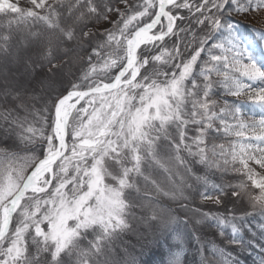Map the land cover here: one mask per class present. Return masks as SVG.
<instances>
[{
    "label": "snow or ice",
    "instance_id": "snow-or-ice-1",
    "mask_svg": "<svg viewBox=\"0 0 264 264\" xmlns=\"http://www.w3.org/2000/svg\"><path fill=\"white\" fill-rule=\"evenodd\" d=\"M257 13L264 0H0V264H141L137 246L161 242L179 264L186 233L153 170L188 173L217 154L240 183L190 194L247 196L244 217H264V29H249L253 41L239 30ZM179 210L192 234L210 220L264 264V225L254 242L243 219Z\"/></svg>",
    "mask_w": 264,
    "mask_h": 264
},
{
    "label": "trees",
    "instance_id": "trees-1",
    "mask_svg": "<svg viewBox=\"0 0 264 264\" xmlns=\"http://www.w3.org/2000/svg\"><path fill=\"white\" fill-rule=\"evenodd\" d=\"M104 2H107V0H104ZM117 18L118 16L116 19ZM102 23L95 24L93 26L94 29L97 31L103 30L98 27ZM5 26L6 21H0V29H4ZM109 27L110 25L107 28ZM251 27V25L249 26L247 23H244L239 26V30L242 35L252 36L249 31ZM20 39L22 41V36ZM174 39L175 37L169 39V48L172 47V40ZM156 54H159V50ZM116 71L117 70L113 69L110 75H113ZM162 78L163 77H161V79ZM100 79L107 82L103 75H101ZM84 103L85 101H82L77 108ZM70 121L73 124L77 123V121L73 120L71 116ZM66 140L69 144L71 143L70 136L66 137ZM215 143L224 144L226 152H230L231 149L228 143V138H221L216 140ZM21 155L30 156L32 154L21 153ZM209 155L211 156V154ZM228 159L231 161L230 155L228 156ZM218 165H224V158L219 154H217V157L214 159L210 158L208 165L197 163L195 166L197 170L188 173H185L183 169H173L171 174L165 172L163 168H156L153 170L154 177L162 186L161 194L159 196L161 203H163L166 208H170L173 215L178 216L180 230L186 233L181 246L179 248H173V251L177 253L176 259L179 264H202V262L205 261V258L211 259L213 264H231L233 259L238 260L239 264H260L261 254L258 247L241 250L235 245L227 244L224 242V238L220 235V230L213 222L201 219L205 213L220 217L227 216L229 221L232 220V216H235L238 221L243 219L245 227L240 232V235L243 236L245 240L252 239L254 242H259V233L261 231V226L264 225V217L260 216L258 212L244 217V209L251 212V206L248 204V197L241 196L240 199L232 197L226 201V204L218 205L215 203L204 202V199H202L198 193L195 196L190 194L198 189L199 192H208L210 195H215L216 190L213 187L214 185H227L228 183L237 185L240 183L239 179L233 178L238 177L240 174L231 171L232 165L230 163L227 166L229 169L227 172H225L222 167H218ZM30 170L31 162H29L26 167V173L28 174ZM197 177H200L201 179L197 181ZM204 178L207 179V184H204ZM244 179L252 193L258 195L259 189L253 188L251 182L247 181L246 177ZM189 186L192 187L190 188ZM137 187L143 188L142 178H139ZM237 190L239 191V189ZM164 192H168L169 195H163ZM133 194L135 195V190H133ZM173 195L176 197L175 200L172 199ZM182 208L191 210L187 213L188 216H191L192 212L198 213V215L193 218V222H195L196 219H201V223L196 226L198 231L195 234H192L193 230L191 226L187 229L184 228V221L187 219V216L184 210H179ZM11 226L14 227V224ZM224 231L230 236L232 234L231 225H226ZM197 237H199V239H197ZM168 252V244L163 242H161L159 246L149 245L143 249L142 254L139 246H137L136 249L137 258L141 261V264H167L169 259ZM229 253H231V256H229Z\"/></svg>",
    "mask_w": 264,
    "mask_h": 264
},
{
    "label": "rangeland",
    "instance_id": "rangeland-1",
    "mask_svg": "<svg viewBox=\"0 0 264 264\" xmlns=\"http://www.w3.org/2000/svg\"><path fill=\"white\" fill-rule=\"evenodd\" d=\"M21 2L23 3V0H21ZM120 8H123L124 5L121 4L119 6ZM118 16V14H116L115 12L111 15V19H116V17ZM237 19H243V17H236ZM245 23H247L249 26L251 25L252 27L255 28H260V29H264V17H261L259 15V13L251 15L248 17V19L245 21ZM109 26V24L107 22H103L101 25H99L98 27L101 29L107 28ZM244 37L245 40L248 41H253L255 38L253 37V35H242ZM254 53L258 58H262L264 59V50H262V46L260 45V43L257 41L255 44V49H254ZM229 99L234 100L236 99L235 97H230ZM234 139V138H233ZM250 166H252L255 171L257 173H260L262 170L259 168L258 165H255L254 163H251ZM30 172V171H29ZM204 202L206 203H213L211 200H204Z\"/></svg>",
    "mask_w": 264,
    "mask_h": 264
},
{
    "label": "water",
    "instance_id": "water-1",
    "mask_svg": "<svg viewBox=\"0 0 264 264\" xmlns=\"http://www.w3.org/2000/svg\"><path fill=\"white\" fill-rule=\"evenodd\" d=\"M81 102H82V101H81ZM81 102H80V103H81ZM78 106H79V105H77V107H78ZM69 119H70V118H69ZM31 170H32V169H31ZM31 170H30V172H31ZM28 174H29V173H28Z\"/></svg>",
    "mask_w": 264,
    "mask_h": 264
},
{
    "label": "bare ground",
    "instance_id": "bare-ground-1",
    "mask_svg": "<svg viewBox=\"0 0 264 264\" xmlns=\"http://www.w3.org/2000/svg\"><path fill=\"white\" fill-rule=\"evenodd\" d=\"M29 174H30V172H29Z\"/></svg>",
    "mask_w": 264,
    "mask_h": 264
}]
</instances>
